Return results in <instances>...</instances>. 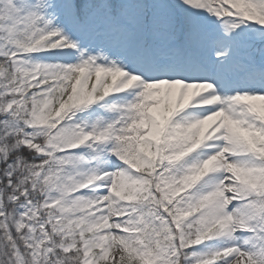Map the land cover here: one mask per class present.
I'll use <instances>...</instances> for the list:
<instances>
[{"label": "snow or ice", "instance_id": "1", "mask_svg": "<svg viewBox=\"0 0 264 264\" xmlns=\"http://www.w3.org/2000/svg\"><path fill=\"white\" fill-rule=\"evenodd\" d=\"M0 264H264V0H0Z\"/></svg>", "mask_w": 264, "mask_h": 264}]
</instances>
